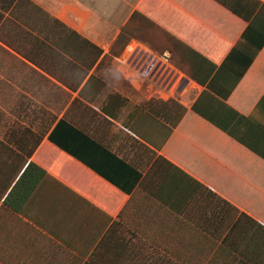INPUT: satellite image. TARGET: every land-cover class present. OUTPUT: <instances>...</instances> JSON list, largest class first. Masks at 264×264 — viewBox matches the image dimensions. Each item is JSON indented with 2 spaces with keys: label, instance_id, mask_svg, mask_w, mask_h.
<instances>
[{
  "label": "crops",
  "instance_id": "0c3cea01",
  "mask_svg": "<svg viewBox=\"0 0 264 264\" xmlns=\"http://www.w3.org/2000/svg\"><path fill=\"white\" fill-rule=\"evenodd\" d=\"M0 264H264V0H0Z\"/></svg>",
  "mask_w": 264,
  "mask_h": 264
},
{
  "label": "built area",
  "instance_id": "2783aa9c",
  "mask_svg": "<svg viewBox=\"0 0 264 264\" xmlns=\"http://www.w3.org/2000/svg\"><path fill=\"white\" fill-rule=\"evenodd\" d=\"M190 86V80L186 77H181L175 84L174 94L178 97L187 91Z\"/></svg>",
  "mask_w": 264,
  "mask_h": 264
}]
</instances>
